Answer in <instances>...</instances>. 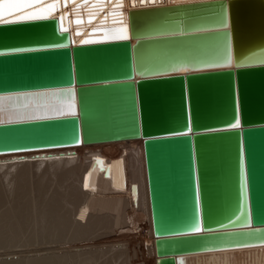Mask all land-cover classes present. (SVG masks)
I'll return each instance as SVG.
<instances>
[{"label": "water", "instance_id": "1", "mask_svg": "<svg viewBox=\"0 0 264 264\" xmlns=\"http://www.w3.org/2000/svg\"><path fill=\"white\" fill-rule=\"evenodd\" d=\"M123 2L0 24V97L71 89L77 113L0 122V154L142 138L157 264L264 246V0Z\"/></svg>", "mask_w": 264, "mask_h": 264}, {"label": "bare ground", "instance_id": "2", "mask_svg": "<svg viewBox=\"0 0 264 264\" xmlns=\"http://www.w3.org/2000/svg\"><path fill=\"white\" fill-rule=\"evenodd\" d=\"M126 2L130 8L131 0ZM58 8L67 16L73 12L72 4ZM108 14L106 20L72 27L112 25L116 21ZM65 24L70 27L69 17ZM110 29L79 33H97L92 38L100 40L110 38ZM53 92L62 95H37ZM75 101L74 92L60 90L1 96L0 120L71 115ZM52 176L56 187L49 195L46 178ZM72 178L78 183L61 191ZM155 242L142 138L0 154V264H109L119 257L125 264H157ZM183 258V264H264V246Z\"/></svg>", "mask_w": 264, "mask_h": 264}, {"label": "snow or ice", "instance_id": "3", "mask_svg": "<svg viewBox=\"0 0 264 264\" xmlns=\"http://www.w3.org/2000/svg\"><path fill=\"white\" fill-rule=\"evenodd\" d=\"M71 3L73 5V12L75 13L77 9L83 8L88 13V19L82 20L77 14V18L73 21L77 26L82 24L92 25L94 19L99 18L100 21L107 19V13L105 9L107 8H123V0H116L115 4L112 3V0H80L77 3V0H51V2H46V0H0V24H10V23H20L24 21H33L47 19L52 15L53 11L63 5ZM146 3L155 4L157 0H139V4L136 3V0H131V5L133 7L144 6ZM46 5L45 7H39ZM39 7V11H34ZM103 14V15H102ZM123 16V13H121ZM63 16L60 17L63 20ZM68 29L65 28L64 31ZM80 33L77 32V35ZM110 38L113 40H128L131 39L129 35L127 25L119 29L118 31L113 32L110 35ZM93 41L82 40L81 43H90ZM17 52L30 51V49H16ZM232 65V57L229 54L226 58L225 66L230 67ZM220 66V65H217ZM182 71H188L187 68L182 69ZM71 95L72 90H68ZM37 95H62V93L53 92L49 94H37ZM0 111H2V106H0ZM69 111L71 115H76L75 106L70 105ZM63 114V112L61 113ZM2 122V120H0ZM240 120L237 119L235 123L231 124V128H239ZM191 131V129H189ZM200 229H197L199 231Z\"/></svg>", "mask_w": 264, "mask_h": 264}, {"label": "rangeland", "instance_id": "4", "mask_svg": "<svg viewBox=\"0 0 264 264\" xmlns=\"http://www.w3.org/2000/svg\"><path fill=\"white\" fill-rule=\"evenodd\" d=\"M50 179H52L53 181L50 180ZM50 179H49V178H46V183L48 184V186H47L48 188H47V189H50L49 195L52 194V191H53V189H54L53 187H56V186H55V185H56V182H55L56 180H54V177L52 176ZM72 179H73V178H72ZM72 179H71V181H69L70 179L65 180L64 183L60 186V190H61V191H65V190L67 189V187L69 186V184H72L71 182L74 183V182L76 181V184L78 183L77 180H75V179L72 180ZM51 181H52V182H51ZM51 184H52V185H51ZM65 184H66V185H65ZM64 185L66 186V188H64V187H65ZM51 186H52V187H51ZM63 186H64V187H63ZM31 248H35V247H30V249H31ZM116 258H117V257H116ZM118 259H119V261H117V263L114 261V260H115V258H114V260H112V263H110L111 261H109V264H125V262L122 261V257H121V259H120V257H119ZM118 259H117V260H118ZM121 261H122L123 263H121ZM114 262H115V263H114Z\"/></svg>", "mask_w": 264, "mask_h": 264}]
</instances>
